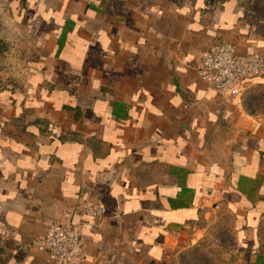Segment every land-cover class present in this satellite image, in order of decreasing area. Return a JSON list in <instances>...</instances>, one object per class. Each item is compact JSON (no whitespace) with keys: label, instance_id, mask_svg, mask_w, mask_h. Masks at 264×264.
Instances as JSON below:
<instances>
[{"label":"crops","instance_id":"0c3cea01","mask_svg":"<svg viewBox=\"0 0 264 264\" xmlns=\"http://www.w3.org/2000/svg\"><path fill=\"white\" fill-rule=\"evenodd\" d=\"M0 4V264H46L33 240L84 198L83 264H264V77L225 102L195 67L264 54V0Z\"/></svg>","mask_w":264,"mask_h":264},{"label":"built area","instance_id":"2783aa9c","mask_svg":"<svg viewBox=\"0 0 264 264\" xmlns=\"http://www.w3.org/2000/svg\"><path fill=\"white\" fill-rule=\"evenodd\" d=\"M195 67L206 86L213 89L221 100L229 102L243 93L248 81L264 77V54L240 53L233 44L217 40L200 56ZM118 176L116 167L111 166L98 180L111 183ZM81 193L85 195L88 191L81 188ZM100 215L101 208L84 198L74 208L65 209L43 235L33 240L32 245L45 255L46 264H83L84 224L80 219ZM74 216L78 218L75 222L72 221Z\"/></svg>","mask_w":264,"mask_h":264},{"label":"rangeland","instance_id":"374dc122","mask_svg":"<svg viewBox=\"0 0 264 264\" xmlns=\"http://www.w3.org/2000/svg\"><path fill=\"white\" fill-rule=\"evenodd\" d=\"M209 250V244L204 242L199 250L200 254H197L196 258H194V256L191 255L190 252H188L184 256V262L181 261V259L179 260V262L181 264H211L212 262L210 259L211 255L209 254Z\"/></svg>","mask_w":264,"mask_h":264},{"label":"water","instance_id":"95a60500","mask_svg":"<svg viewBox=\"0 0 264 264\" xmlns=\"http://www.w3.org/2000/svg\"><path fill=\"white\" fill-rule=\"evenodd\" d=\"M8 33H9L8 27L3 22V19H2V16H1V10H0V34H8Z\"/></svg>","mask_w":264,"mask_h":264},{"label":"trees","instance_id":"16d2710c","mask_svg":"<svg viewBox=\"0 0 264 264\" xmlns=\"http://www.w3.org/2000/svg\"><path fill=\"white\" fill-rule=\"evenodd\" d=\"M202 247V245H198V246H194V247H192V249H190V250H188V252H190L191 253V255H193L194 256V258H196L197 257V254H200V252H199V250H200V248ZM187 252V253H188ZM202 255V254H201ZM198 259V258H197ZM212 264V263H211Z\"/></svg>","mask_w":264,"mask_h":264}]
</instances>
